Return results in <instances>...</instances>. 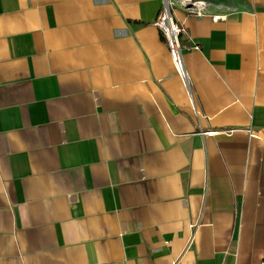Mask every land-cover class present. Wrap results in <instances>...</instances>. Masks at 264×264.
<instances>
[{
    "label": "crops",
    "instance_id": "crops-1",
    "mask_svg": "<svg viewBox=\"0 0 264 264\" xmlns=\"http://www.w3.org/2000/svg\"><path fill=\"white\" fill-rule=\"evenodd\" d=\"M167 1L185 76L166 0H0V264L263 262L264 0Z\"/></svg>",
    "mask_w": 264,
    "mask_h": 264
},
{
    "label": "built area",
    "instance_id": "built-area-1",
    "mask_svg": "<svg viewBox=\"0 0 264 264\" xmlns=\"http://www.w3.org/2000/svg\"><path fill=\"white\" fill-rule=\"evenodd\" d=\"M172 4L171 2H168L166 0L164 7L156 20L155 24L162 30V33L166 39V42L169 46L171 56L173 58V61L180 71V73L185 76V71H184V62H183V51H184V35L186 34V29L179 25L172 13ZM198 48L197 46H195ZM251 136H255L251 130L249 131ZM193 229V234L190 240V244L192 243L194 237H195V232L197 229V224L194 223L191 225ZM189 244V245H190ZM178 264V263H174ZM261 264H264V260Z\"/></svg>",
    "mask_w": 264,
    "mask_h": 264
}]
</instances>
